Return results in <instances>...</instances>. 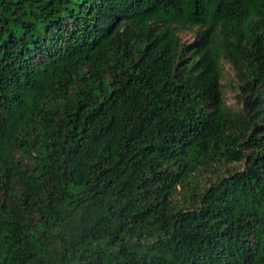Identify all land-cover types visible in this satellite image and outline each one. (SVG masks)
Masks as SVG:
<instances>
[{
	"label": "trees",
	"instance_id": "trees-1",
	"mask_svg": "<svg viewBox=\"0 0 264 264\" xmlns=\"http://www.w3.org/2000/svg\"><path fill=\"white\" fill-rule=\"evenodd\" d=\"M0 264H264V0H0Z\"/></svg>",
	"mask_w": 264,
	"mask_h": 264
},
{
	"label": "rangeland",
	"instance_id": "rangeland-1",
	"mask_svg": "<svg viewBox=\"0 0 264 264\" xmlns=\"http://www.w3.org/2000/svg\"><path fill=\"white\" fill-rule=\"evenodd\" d=\"M182 38L186 42H191L195 38V32L193 30L186 31L181 34ZM227 73H226V78L224 80L225 84V93L227 100L230 102V104L236 106V101H235V92L233 91V88L231 87L232 85V77H233V72L231 71L230 65H226Z\"/></svg>",
	"mask_w": 264,
	"mask_h": 264
}]
</instances>
